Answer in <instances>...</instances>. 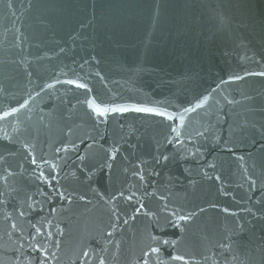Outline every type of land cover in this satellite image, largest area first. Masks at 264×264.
<instances>
[{"label":"water","instance_id":"water-1","mask_svg":"<svg viewBox=\"0 0 264 264\" xmlns=\"http://www.w3.org/2000/svg\"><path fill=\"white\" fill-rule=\"evenodd\" d=\"M260 73L264 0H0V264H264Z\"/></svg>","mask_w":264,"mask_h":264},{"label":"snow or ice","instance_id":"snow-or-ice-1","mask_svg":"<svg viewBox=\"0 0 264 264\" xmlns=\"http://www.w3.org/2000/svg\"><path fill=\"white\" fill-rule=\"evenodd\" d=\"M260 75H264V73H260ZM143 111H149L148 109H143ZM35 162V161H33ZM129 199H131V197H129ZM181 219H187V217H181ZM101 264H103V262H101Z\"/></svg>","mask_w":264,"mask_h":264}]
</instances>
